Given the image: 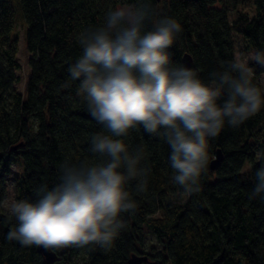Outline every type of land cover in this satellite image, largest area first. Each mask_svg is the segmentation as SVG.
Wrapping results in <instances>:
<instances>
[{
  "label": "trees",
  "instance_id": "16d2710c",
  "mask_svg": "<svg viewBox=\"0 0 264 264\" xmlns=\"http://www.w3.org/2000/svg\"><path fill=\"white\" fill-rule=\"evenodd\" d=\"M145 0H17L29 54L25 93L13 88L17 70L12 0H0V264H132L131 253H142L145 229L161 243L162 260L170 264H264V201L250 199L254 175L264 150V107L238 127L225 125L209 139V161L200 178V191L190 196L171 182L170 147L141 128L119 137L130 151L144 147L142 166L150 167L148 188L126 185L135 211L121 213L125 228L111 249L95 246L66 247L46 261L39 247H22L5 239L16 221L2 205L11 165L19 162L15 199L35 201L43 184L52 187L66 160L97 161L89 152L94 134H109L92 118L77 95L79 81L68 71L81 55L77 35L103 24L105 14L122 5ZM154 18L172 17L182 32L167 50L172 64L181 65L184 52L198 78L211 84V73L223 71L235 57V37L244 39L243 50L264 51V0H251L252 10L238 9L237 0H146ZM233 10L235 13L231 16ZM151 27V22L147 26ZM253 83L262 88L264 73L249 61ZM16 146L15 148H12ZM220 149L215 169L210 162ZM55 252V251H54ZM144 253V252H143Z\"/></svg>",
  "mask_w": 264,
  "mask_h": 264
},
{
  "label": "clouds",
  "instance_id": "9594fccd",
  "mask_svg": "<svg viewBox=\"0 0 264 264\" xmlns=\"http://www.w3.org/2000/svg\"><path fill=\"white\" fill-rule=\"evenodd\" d=\"M154 17L145 0L111 9L101 26L78 33L81 55L68 71L79 81L77 95L88 112L110 135L94 134L88 150L99 159H66L58 181L37 188L35 201H5L16 221L7 241L51 251L111 249L125 228L121 213L137 207L126 185L135 181L136 191L146 192L151 172L142 166L144 147L130 151L119 137L142 128L163 139L171 149V182L190 196L200 191L209 139L226 123L238 127L264 107V91L253 83L249 66L251 61L264 67V51L235 58L223 71L211 73L213 82L206 85L194 70L172 64L167 50L182 32L181 24L172 17ZM257 159L261 166L249 198L264 201V150Z\"/></svg>",
  "mask_w": 264,
  "mask_h": 264
},
{
  "label": "rangeland",
  "instance_id": "374dc122",
  "mask_svg": "<svg viewBox=\"0 0 264 264\" xmlns=\"http://www.w3.org/2000/svg\"><path fill=\"white\" fill-rule=\"evenodd\" d=\"M237 3H239L238 9L245 10V11H251L252 7L249 5L251 3V0H237ZM12 5L14 9V29L12 31V38H16V46H17V54L16 58L17 61L20 64V68L17 70V74L20 78V80L13 84V88L24 94L25 93V84H26V78L29 73V64H28V52L25 47L24 42V24L22 20V15L17 3V0H12ZM120 7V6H119ZM235 13L233 10L231 16ZM243 44L244 39L240 35H236L235 37V57H242L247 58L252 51L249 50L244 51L243 50ZM258 81L260 82L262 88L264 89V73L260 74L258 76ZM21 172V165L19 162H14L11 165L10 173L7 175L6 179V193L2 200L3 208L6 212H8L7 207L5 205V201H11L12 199H15V178L20 174ZM144 234V242L142 246L139 247L140 251L142 253L139 254H145L148 258V261L153 262L154 264H170L168 260H162L160 256L162 255V246L161 243H159L155 237L147 230L145 229ZM60 250L55 251V254L59 253ZM144 252V253H143ZM54 264H58V261L55 259ZM142 264H148L147 262H143Z\"/></svg>",
  "mask_w": 264,
  "mask_h": 264
},
{
  "label": "water",
  "instance_id": "95a60500",
  "mask_svg": "<svg viewBox=\"0 0 264 264\" xmlns=\"http://www.w3.org/2000/svg\"><path fill=\"white\" fill-rule=\"evenodd\" d=\"M181 65L186 66L188 68L191 67V56L188 52H184L182 54ZM15 147L16 146H13L12 148ZM221 159H222V153L221 150L218 148L215 151V157L210 162V168L215 169L219 165ZM39 251L42 253L46 261H52L56 257L54 251L47 250L44 247H39ZM129 262L132 264H142L143 262H147L148 264H154L153 262L148 261V258L145 254H136V253L130 254Z\"/></svg>",
  "mask_w": 264,
  "mask_h": 264
}]
</instances>
